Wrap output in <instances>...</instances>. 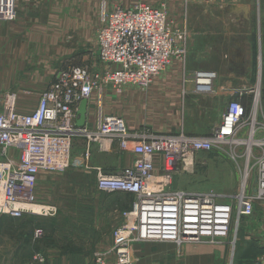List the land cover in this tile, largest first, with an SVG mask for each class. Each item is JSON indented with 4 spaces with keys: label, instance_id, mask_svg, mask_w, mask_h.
Wrapping results in <instances>:
<instances>
[{
    "label": "built area",
    "instance_id": "built-area-1",
    "mask_svg": "<svg viewBox=\"0 0 264 264\" xmlns=\"http://www.w3.org/2000/svg\"><path fill=\"white\" fill-rule=\"evenodd\" d=\"M105 5L103 0L99 10V68L75 63L61 67L30 112L17 110L16 93L4 92L0 107V215L56 214L54 204L37 198V179L41 171L63 172L68 168L73 139L79 136L88 143L85 165L91 143L101 152L115 144L134 156L130 165L114 173L95 167L98 190L133 196L111 232L112 247L99 253L95 264H134L136 242L171 241L182 246L227 237L233 201L218 200L212 190L191 192L171 189L170 185L178 172L193 170L199 153L229 145V152L235 147L236 155L240 146L246 162L241 187L234 196L236 224L240 216L253 213L256 202L264 205V120L258 119L257 87L227 92L225 108L203 135L129 129L121 116L105 114L101 102L92 126H76L82 99L88 100L97 92L101 101L107 88L116 93L128 85L145 88L172 59L185 60L187 54L186 29H174L163 6L143 1L129 7ZM15 15V0H0V20H13ZM215 77L214 71L194 72V92L216 94ZM245 94L253 95L250 107L241 101ZM249 174L252 177L247 181ZM254 264H264V253Z\"/></svg>",
    "mask_w": 264,
    "mask_h": 264
},
{
    "label": "rangeland",
    "instance_id": "rangeland-1",
    "mask_svg": "<svg viewBox=\"0 0 264 264\" xmlns=\"http://www.w3.org/2000/svg\"><path fill=\"white\" fill-rule=\"evenodd\" d=\"M102 1L100 0L99 8ZM130 1L106 0L105 6L107 8L112 7L111 4L125 6ZM137 1H143L154 7L163 6L168 13V22L177 30L183 29L182 24L186 23V17L182 21L184 13H187L188 17L190 16V18L187 17L188 21L191 20L195 27H199L205 22L203 19L199 21L201 16H198L200 7H198L197 0ZM17 2L18 0H15L16 13ZM216 8L211 5L209 14L215 15ZM204 16L207 18L208 15ZM10 21L13 20H0L1 23ZM98 22L100 23L99 19ZM213 24L211 22L212 27ZM258 36V40H260V35ZM189 40L225 39L213 35L207 39L188 37L187 35L185 60L172 59L165 70L160 72L145 88L128 85L122 89L121 94L115 91L111 92V98L114 100L108 97L101 99L103 100V111L121 115L129 123L142 124L140 125L142 129H147L153 134H175L181 130L191 134L207 133L223 111L225 100L217 94L194 92L193 74L199 70H188ZM20 43L21 40H0V58L7 56L6 54H16ZM64 47L71 48L73 54L61 59L57 50ZM74 48L75 50H73ZM259 59L262 60L260 50L254 57V73L256 76L258 75L257 77H260L261 72L258 67ZM74 62L88 65L92 69L99 68L96 44L87 40L77 42V38H71L69 34H63L57 40H47V37L45 40H33L32 38L25 40V59L0 60V88L2 87L0 100H2L4 92L8 90L16 93V108L19 105L30 107L34 98L51 80H54L55 70H59L63 64ZM215 74L213 84L218 78L216 72ZM185 78L189 79L186 83L183 81ZM94 93H96L95 103L98 107L101 101L99 94ZM104 94L105 92L102 95L104 96ZM124 94L129 96L123 98ZM105 100H108L109 108L105 107ZM82 141L87 148L88 143L83 138L74 137L71 161L63 172L41 171L38 176L37 198L40 201L54 204L57 207L55 215L43 216L26 213L18 218L0 215L5 217L1 222L2 226H0V264L43 263L46 258L57 254L67 258L74 257L73 260L76 261V264H95L97 255L112 247L111 232L120 223L121 213L127 208L124 209L118 205L115 196L111 195L113 192H105L96 188V176L84 164L83 155L86 149L83 150ZM91 145L93 146V143L89 145V148ZM229 147V145H220V148L199 153L196 156L193 170L175 174L170 186L171 189H183L191 192L212 190L218 196V200L233 201L234 212L231 218L230 232L227 236L231 239L232 234L235 233L238 216L234 196L241 187L246 156L243 154L244 147L237 146L236 155L234 154L235 147H232L231 152H229ZM97 150L99 151L98 146ZM119 151L121 150L119 149ZM102 161L105 160L99 158L98 162ZM251 177L252 174L251 176L249 174L247 181H250ZM122 200L124 201V199ZM261 206L264 207L256 202L253 212L256 207L262 209ZM38 230H40V234H37ZM221 239L223 238H218L214 242ZM160 242L173 244V247L171 251L156 258L149 248H154V244ZM145 243L149 242L141 241L133 245L135 264H145L146 262L167 264L169 260L180 264L183 260L184 246H198L213 242L204 240L180 246L171 241H154V243H149L153 245L151 247H147ZM55 249L58 251L56 252Z\"/></svg>",
    "mask_w": 264,
    "mask_h": 264
},
{
    "label": "crops",
    "instance_id": "crops-1",
    "mask_svg": "<svg viewBox=\"0 0 264 264\" xmlns=\"http://www.w3.org/2000/svg\"><path fill=\"white\" fill-rule=\"evenodd\" d=\"M104 1L106 2V0ZM136 1L131 0L125 6L110 3V6L121 5L127 7ZM107 3L109 4V2ZM197 3L198 7H200V9L198 8L200 12L198 16H201L199 21L203 19L205 22L201 26L195 27L192 25L191 20L190 22L188 21L190 16L188 17L187 13H184L182 21L186 17V23L182 24V28L183 30L186 29L188 37L207 39L213 35L214 37H222L225 40H189L188 70L215 71L218 78L213 85L216 94L225 100V106L227 103V92H237L257 87L259 92L258 119L264 120V0H197ZM17 4V13L13 21L0 22V40H21L20 47H17L16 54H6L7 56L1 57L0 60L7 61L11 58L14 60L25 59V40H30L31 38L33 40H45L46 37L47 40H57L63 34H69L71 38H77V42H80V40L94 42L97 49L100 0H18ZM211 5L217 7L215 15L209 14ZM206 14L208 15L207 18L204 16ZM211 22L214 23L213 27ZM258 35H260V40H258ZM259 50L262 53V60L260 61L259 59L260 65L258 64V67L261 72L260 77H257L258 75L256 76L254 73V57L255 54L259 53ZM57 51L60 53L61 59L73 54L71 48L68 49L66 47ZM74 63L86 66L81 63ZM65 65L63 64L62 66ZM58 71V69L55 70L56 74ZM53 81L51 80L50 83ZM104 92L105 94L104 96L102 95L101 99L112 97L110 93L113 90L111 91L107 88ZM127 94H124L123 98L129 96ZM38 96L34 98L30 107L26 108L19 105L17 110L22 112L32 111L37 104ZM95 96L96 93H93L87 100L85 125L89 127L94 124L96 119ZM111 99L114 100V98ZM252 100L253 95L251 94H245L241 97V101L248 107H250ZM102 101L101 107L103 111ZM105 103V107L109 108L110 105L107 106L109 104L108 100H105ZM1 104L2 100H0V107ZM103 112L105 114L118 115L116 113ZM125 123L129 129L137 127L140 129V125H142L133 124L134 122L129 123L126 120ZM256 135L260 137L262 134L258 132ZM82 143L84 150L86 149L85 143L83 141ZM256 151L258 150L256 149ZM133 157V154L129 152L119 151L115 144L111 146L109 151L101 152L97 150L96 144L93 143V146H90V156L85 167L90 168L89 171H92L94 176H96V171H93L95 170L94 167L101 168L105 173H114L120 168L130 165ZM99 158H103L105 161L99 163ZM111 195L115 196V201H118V205L124 209L130 206L133 199V196L128 193L113 192ZM120 200L122 201L120 202ZM261 207L263 210L260 207H256L251 215L239 217V222L231 239L227 237L217 242L198 246L186 244L187 246H184L182 250L183 260L180 264H254L255 259L264 253V207ZM4 219L5 217L0 216V226H2L1 222ZM142 242L154 243V241ZM149 243H145V245L147 247L153 246ZM172 247L173 244L160 242L155 243L154 248H149V251L155 255L154 257L158 258L171 251ZM55 251L57 252L58 250L55 249ZM134 251L133 249L135 264ZM73 259L74 257L72 258L71 256L67 258L64 255L57 254L55 256L51 255V258H46L43 263L30 262L27 264H76ZM145 264L154 263L146 262ZM167 264L175 263L169 260Z\"/></svg>",
    "mask_w": 264,
    "mask_h": 264
},
{
    "label": "water",
    "instance_id": "water-1",
    "mask_svg": "<svg viewBox=\"0 0 264 264\" xmlns=\"http://www.w3.org/2000/svg\"><path fill=\"white\" fill-rule=\"evenodd\" d=\"M87 114V99H82L77 108L76 126L81 127L85 125Z\"/></svg>",
    "mask_w": 264,
    "mask_h": 264
}]
</instances>
